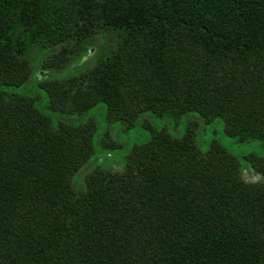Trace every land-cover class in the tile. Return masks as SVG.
I'll return each instance as SVG.
<instances>
[{
  "label": "trees",
  "instance_id": "1",
  "mask_svg": "<svg viewBox=\"0 0 264 264\" xmlns=\"http://www.w3.org/2000/svg\"><path fill=\"white\" fill-rule=\"evenodd\" d=\"M230 141H264V0H0V264H264Z\"/></svg>",
  "mask_w": 264,
  "mask_h": 264
},
{
  "label": "rangeland",
  "instance_id": "2",
  "mask_svg": "<svg viewBox=\"0 0 264 264\" xmlns=\"http://www.w3.org/2000/svg\"><path fill=\"white\" fill-rule=\"evenodd\" d=\"M41 57H43L42 53L38 55V59L40 60ZM32 92L35 93L34 89L32 90ZM162 120L163 119H157L156 121L158 124H161L160 121ZM113 128H115L116 130L120 128L118 131H116V139L117 141H119V143H122L125 146H130L133 143H138L142 140V137L141 135H139L137 128H134L132 130H125L121 123L114 124ZM229 148L240 157L251 153L264 156V141H251L244 144H235L234 142L230 141ZM245 177L249 179L250 175H245Z\"/></svg>",
  "mask_w": 264,
  "mask_h": 264
}]
</instances>
